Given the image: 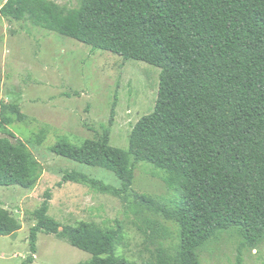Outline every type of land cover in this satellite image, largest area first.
Instances as JSON below:
<instances>
[{"label":"trees","instance_id":"1","mask_svg":"<svg viewBox=\"0 0 264 264\" xmlns=\"http://www.w3.org/2000/svg\"><path fill=\"white\" fill-rule=\"evenodd\" d=\"M0 16L27 19L93 51L160 71L153 111L132 127L126 150L110 145L108 129L78 146L59 140L50 148L57 157L111 173L120 187L73 170L63 183L131 197L175 226V242L159 246L146 264H201L199 250L232 229L243 246L255 249L264 240V0H79L71 9L49 0H7ZM10 116L26 118L16 104L0 102V188L30 190L40 168L7 131ZM45 137L41 129L34 143ZM139 163L159 170L180 201L132 192ZM50 201L46 192L32 213L23 264L34 262L38 232L91 255L78 264H134L116 254L119 222L62 227L48 216ZM20 229L0 207V237Z\"/></svg>","mask_w":264,"mask_h":264},{"label":"rangeland","instance_id":"2","mask_svg":"<svg viewBox=\"0 0 264 264\" xmlns=\"http://www.w3.org/2000/svg\"><path fill=\"white\" fill-rule=\"evenodd\" d=\"M7 0H0V8ZM68 9L79 0H49ZM160 71L145 63L127 61L110 53L93 51L81 43L34 27L27 19L0 16V102L16 104L26 118L10 116L9 134L23 143L40 168L33 189L0 188V207L21 225L12 236L0 237V264H23L29 256L32 213L51 194L48 216L63 226L95 223L110 228L119 222L122 241L116 254L134 264H146L159 246L175 242L176 228L152 210L138 207L133 198L97 193L85 186L63 183L65 172L76 171L119 188L109 172L79 165L51 153L59 140L80 145L103 129L110 145L127 149L132 127L153 111ZM41 129L44 141L34 140ZM132 192L169 204L180 201L177 191L163 182L153 166L134 169ZM156 224L164 228V234ZM61 231V229H60ZM168 232V234H166ZM32 264H78L91 255L57 236L37 233ZM201 264H264V240L252 249L243 246L234 229L219 233L198 252Z\"/></svg>","mask_w":264,"mask_h":264}]
</instances>
